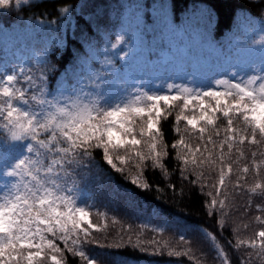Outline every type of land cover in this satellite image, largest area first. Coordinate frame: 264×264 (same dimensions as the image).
<instances>
[{"label": "snow or ice", "instance_id": "6c2138e0", "mask_svg": "<svg viewBox=\"0 0 264 264\" xmlns=\"http://www.w3.org/2000/svg\"><path fill=\"white\" fill-rule=\"evenodd\" d=\"M28 3L0 0V9ZM256 31L261 33L259 40L249 43L246 34L245 40L232 39L227 53L218 52L216 61L228 73L219 78L212 73L220 71L189 67L193 58L186 56L179 75L168 71L177 63L174 59L160 64L159 73L125 76L130 63L142 56L141 37L133 33L126 39L124 27L114 41L108 38L116 61L107 54L109 45L102 52L90 46L82 61L86 71L65 74L63 80L51 75L54 67L47 59H40L35 71L24 66L27 62L10 66L3 60L0 178L6 179L0 186V264H68L65 253L78 257L80 264H97L85 246L98 243L93 233L107 227V213L97 212L103 223H94L89 206L79 203L85 170L97 150L112 170L144 190L152 187L146 179L141 182L145 170L167 175L166 161L174 153L181 176L192 177L191 184L215 174L211 184L200 185L202 191L212 189L206 192L209 215L218 209L226 220L229 192L244 191L249 196L247 207H252L253 198L260 201L255 210L261 215L255 220L264 225V21ZM254 52L261 53V59L249 55ZM142 58L150 68L152 61ZM153 76L163 82L149 87L146 79ZM170 117L176 138L169 144L162 124ZM250 173L256 181L245 187ZM217 223L223 230L224 223ZM233 231L237 238L235 244L228 241L229 246L237 251L256 249L255 255L264 260V227L250 239H241L239 229ZM205 236L217 239L212 232L205 231ZM149 243L201 264L193 241L183 233L177 241L179 250L169 247L168 241ZM140 244L138 240L135 246ZM214 250L220 264H233L222 246ZM252 255L238 264H251Z\"/></svg>", "mask_w": 264, "mask_h": 264}, {"label": "trees", "instance_id": "16d2710c", "mask_svg": "<svg viewBox=\"0 0 264 264\" xmlns=\"http://www.w3.org/2000/svg\"><path fill=\"white\" fill-rule=\"evenodd\" d=\"M64 8L68 9L66 13L62 11ZM261 21H264V0H29L20 7L0 9V62L8 49L21 47L49 60L54 67L51 75L63 80L65 74L86 71L82 61L87 58L90 46L102 52L109 45L107 54L116 61L108 38L114 41L124 27L126 39L130 40L133 33L139 34V54L149 60L157 57L169 39L180 33L185 56L189 60L193 58L189 67L220 71L212 73L220 77L226 72L225 65L216 61L218 52L227 53L232 39L245 40L247 34L248 41L261 34L256 31ZM124 47L126 50L127 45ZM197 58L210 63H200ZM38 63L30 58L26 67L35 71ZM177 63L186 67L182 57ZM159 65L144 67L141 73L152 72ZM156 82L160 84L163 80ZM172 124L171 117L162 124L169 144L176 138ZM94 157L91 167L85 170L88 175L81 183L79 203L89 206L94 223H103L97 212L107 213V227L93 233L98 243L85 246L86 253L97 258V264H192L188 257L169 255L167 248L149 243L153 239L168 241L169 247L179 250L177 241L181 233L193 241V250L201 264H220L214 250L217 246L224 248L233 264L248 259L249 253H253L251 264H264L255 255L256 249L237 251L228 244V241L235 244L237 236L233 229H239L241 239H250L264 227L255 220L261 215L255 210V204L260 203L258 199L253 198L252 207H247L249 196L244 191L236 195L229 192L226 208L229 215L225 220L218 209L215 215H209L206 192L212 189L202 191L200 187L202 182L211 184L215 174L212 173L211 179L191 184L192 177L181 176L174 153L166 161L167 175L158 169L145 170L141 182L146 179L152 185L148 190L132 185L129 179L112 170L98 150ZM209 171L205 170L206 177ZM134 174V171L130 173ZM5 179L0 178V186ZM255 181L250 173L245 187ZM218 221L224 223L223 230ZM244 224L248 225L246 229ZM152 229H164V232L160 234ZM205 231L214 233L216 241L207 240ZM138 240L140 247L135 246ZM65 256L68 264H80L78 257L69 253Z\"/></svg>", "mask_w": 264, "mask_h": 264}, {"label": "rangeland", "instance_id": "374dc122", "mask_svg": "<svg viewBox=\"0 0 264 264\" xmlns=\"http://www.w3.org/2000/svg\"><path fill=\"white\" fill-rule=\"evenodd\" d=\"M244 30H246V29H244ZM119 33H120V31L118 32V34ZM180 36L181 35H178V33L175 34V36H172L169 39L167 45L164 46L160 50L158 56L151 59V61H152L151 67L152 68L156 64H163V63H166L170 60L179 59L181 56L185 55L186 47L183 44H181L180 39H179ZM260 37H261V34L256 36L254 39H249L248 42L251 43L252 40H259ZM256 46H258V45H256ZM126 51H127V47H126ZM249 55L253 59H256V60L261 59V53H259V52H254V53H251ZM31 56L33 57V61L35 63L39 62L40 58L38 55L26 52L21 47H14L12 49H8L4 54L1 55L2 60L0 63H3V60H9L10 66L13 64L24 65V62H27V64L29 63L30 58H32ZM144 58H146V56ZM144 67H146L144 59L142 57L137 58L135 61L130 63L128 71L126 73H124V75L129 76V77H134L136 75L142 74L141 69H143ZM234 70L235 69H231L229 71H234ZM160 71H162V69L159 67L156 70L152 71V73L156 74V73H159ZM168 71L174 72L177 75H179L184 71V68L180 64L176 63L175 65L168 68ZM227 75H228V73L225 74V76H227ZM217 78H219V76ZM174 79H175L176 83H181V79L179 76H174ZM159 80H163V79H157L156 77L153 76L150 79H146V84L149 87L158 86L159 83H157L156 81H159ZM169 82H171V81H169ZM126 203H127V201H126Z\"/></svg>", "mask_w": 264, "mask_h": 264}]
</instances>
